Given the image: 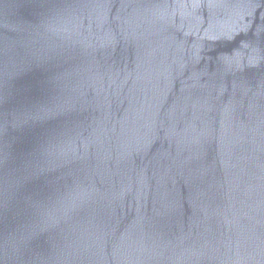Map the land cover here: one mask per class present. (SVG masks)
<instances>
[{
  "label": "water",
  "instance_id": "water-1",
  "mask_svg": "<svg viewBox=\"0 0 264 264\" xmlns=\"http://www.w3.org/2000/svg\"><path fill=\"white\" fill-rule=\"evenodd\" d=\"M0 264H264V0H0Z\"/></svg>",
  "mask_w": 264,
  "mask_h": 264
}]
</instances>
